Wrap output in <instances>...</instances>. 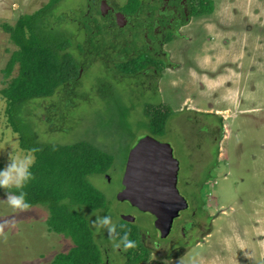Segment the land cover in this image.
Segmentation results:
<instances>
[{"label":"rangeland","instance_id":"1","mask_svg":"<svg viewBox=\"0 0 264 264\" xmlns=\"http://www.w3.org/2000/svg\"><path fill=\"white\" fill-rule=\"evenodd\" d=\"M88 1L59 0L49 11L51 16L62 13V23L55 29L70 38L73 47L86 41L80 27L88 20L84 17ZM210 1L213 13L197 15L165 45L167 57H161L165 65L159 73L151 71L147 78L120 83L99 58H80L75 53L87 67L77 85L72 84L73 91L66 85L58 90L62 97L29 100L21 108L23 124L39 143L84 144L108 154L109 165L101 169L102 174L89 178L104 208L85 211L76 206L75 211L86 218L83 230H90L89 238L97 242L101 255L106 246L112 247L107 236L118 241L108 252L114 264H264V0ZM49 2L0 0V99H4L2 89L19 72L16 64L4 77L11 55L19 49L5 26L13 31L23 15H33ZM115 3L137 13L141 9V0ZM47 18V23H56ZM133 34L123 42L135 45L138 35ZM100 36L95 37L105 42L103 48L113 43L107 32ZM144 47L136 43L125 49L126 55L133 56L121 60L119 68L132 71L137 68L134 63L155 60ZM113 99L121 106H115ZM162 106L174 113L162 129L154 125L151 131L148 116ZM6 110L7 106L0 110V136L12 129ZM143 136L171 147L179 163L180 195L190 207L199 209L203 203L202 214L197 210L196 220L186 230V239L172 232L169 243H161L158 253L148 256L137 254L136 226L155 236L151 219L136 214V226L121 220L120 214L131 213L130 206L116 199L123 189L128 154ZM11 151H0V168L7 166ZM6 198L0 190V264H52L58 254L80 248L72 237L50 230L48 222L54 221L46 205L19 211L9 207ZM105 216L116 224V232L109 234L107 227L97 224ZM125 233L134 247L118 246ZM115 247L127 253L126 262ZM83 253L93 256L90 251Z\"/></svg>","mask_w":264,"mask_h":264},{"label":"trees","instance_id":"2","mask_svg":"<svg viewBox=\"0 0 264 264\" xmlns=\"http://www.w3.org/2000/svg\"><path fill=\"white\" fill-rule=\"evenodd\" d=\"M56 1L59 0H50L33 15H23L13 31L5 26L19 49L11 55L4 77L11 75L16 64L19 66V72L9 86L2 89L1 95L7 101L8 119L12 129L19 134L20 146L36 150V164L32 169L34 179L25 188L28 201L31 206L46 205L54 221L51 224L48 222L50 230L67 238L72 237L75 243L80 245L79 249L73 247L70 252L58 254L52 264H98L101 256L98 246L96 247L97 242L90 240V230H83L88 222L75 209L76 206L85 211L104 208L97 191L89 183V178L102 174L101 169L109 165L108 154L105 150L93 149L84 144L62 147L39 143L20 118L21 108L27 101L46 97L57 98V95L60 97L58 90L66 85H69L68 90H73L74 81L78 79L80 70L85 67L83 61L76 60L75 53L81 58L82 55L85 56L84 50L89 48L80 45L75 51L71 50V39L55 29L56 25L62 23V13L56 14L57 16L49 15L50 9L57 4ZM213 7L210 0H201L195 14H211ZM47 17L54 18L56 23H47ZM86 33L88 43L94 41L93 33L89 30ZM147 63H140V67L143 68ZM149 64L156 67L157 73L165 65L161 59L150 60ZM137 68L128 72L133 73ZM113 101L115 106H121L117 99ZM163 108L164 106L147 115L150 121L149 130L152 131L154 125H160L162 129L168 116L174 113L171 109ZM87 251L93 253V256L83 253Z\"/></svg>","mask_w":264,"mask_h":264},{"label":"flooded vegetation","instance_id":"3","mask_svg":"<svg viewBox=\"0 0 264 264\" xmlns=\"http://www.w3.org/2000/svg\"><path fill=\"white\" fill-rule=\"evenodd\" d=\"M198 4V0L195 3L193 0H141V9L139 13H137V10H127L124 7H120V5L115 3V0H89L87 3L86 14L84 15V17L88 20H86L80 27L81 31L85 32L84 34L86 35V41L83 43V45L89 48H86L83 54L85 57L88 55L89 58H99L102 62H104L106 70L109 71L110 74L113 73L111 76L116 82L121 83L123 80H131L133 77L147 78L148 72L151 71L152 73L149 74H153V72L157 74L156 67L149 64L150 59H148V63L146 66H143V68L140 67V63H134V65H138V70H135L133 73H129L126 70L120 69L119 62L127 58L131 59L133 56L126 55V51L124 52V50H129L128 47H133L136 45V43H138L145 46V52L150 53L149 58L153 57L159 60L161 57H167L163 48L168 42L172 40L173 37H177L178 30L181 27L187 25L191 19H194V17H197L195 13L198 10ZM135 20H137L138 23L135 22ZM78 24H81V22ZM88 30L91 31V34L93 33L92 38L94 37V41L90 43H88V34L86 33ZM105 32L110 35L113 43L108 46L106 45V47L103 48L102 45H104L105 42H101L99 38L101 37L100 33ZM135 32L138 35L137 40H133L134 43L136 42L135 45L131 41L128 43L123 42L126 37L134 35L133 33ZM96 34H98L100 37L96 38ZM98 45L100 50H98L97 47L95 48V46ZM76 48V46L73 47V44L70 47V49L73 51H75ZM92 53L95 54V56H93ZM110 63H113L115 66L111 70L109 66ZM86 67L80 70L78 77L84 75ZM132 81L135 82V80ZM74 82V85L76 86L78 81ZM75 86H73V88ZM111 87L112 86H110V88ZM187 204L188 208L184 211H181L179 216L173 221L169 234L165 238H162L161 232L155 226L156 218L152 215H149L148 213L141 212L128 203L131 213L120 214V219L122 220L123 216H131L134 218V222L132 223L135 225L137 224L138 218L136 214L148 215V218L151 219L152 230H155V236H153L148 230H144L142 227L138 228L135 225L136 231L140 237V242H138V255L140 252L146 254L147 256L153 252L158 253L157 249L160 247L161 243H169L168 240L172 237V232L177 231V233L180 235L182 234V237L186 239V230L193 225L192 221L196 220L197 217L195 216L197 210H199V214H202L203 203L199 205V209L190 207L188 201ZM116 236L119 238L118 235ZM107 240L108 242H111V250H113L115 243L118 241L108 236ZM115 249H117L120 257L124 258V261H127V253L121 250L122 248L120 247H115ZM111 250L106 246L104 250L106 253L104 255L103 251V254H100L101 257L98 264H114L113 259L110 258L108 254V252ZM102 256L104 257V260Z\"/></svg>","mask_w":264,"mask_h":264},{"label":"water","instance_id":"4","mask_svg":"<svg viewBox=\"0 0 264 264\" xmlns=\"http://www.w3.org/2000/svg\"><path fill=\"white\" fill-rule=\"evenodd\" d=\"M178 173L179 163L171 147L143 136L128 154L123 189L116 199L154 216L155 226L165 238L179 213L188 208L177 189ZM123 220L134 222L131 216H123Z\"/></svg>","mask_w":264,"mask_h":264},{"label":"clouds","instance_id":"5","mask_svg":"<svg viewBox=\"0 0 264 264\" xmlns=\"http://www.w3.org/2000/svg\"><path fill=\"white\" fill-rule=\"evenodd\" d=\"M6 106L7 101L0 99V110L5 109ZM7 148H11L12 151L8 154L7 166L0 168V190L6 193L5 201L9 207L25 211L31 207L25 188L34 179L32 169L36 164V150L21 147L18 134L11 128H7L0 136V151ZM97 224L100 227H107L109 234L116 232L117 226L110 216H105L102 220L98 219ZM120 245L125 249L134 247L127 233L120 237L118 246Z\"/></svg>","mask_w":264,"mask_h":264}]
</instances>
